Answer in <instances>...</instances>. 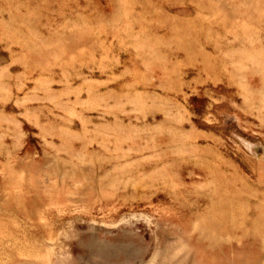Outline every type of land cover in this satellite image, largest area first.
I'll return each instance as SVG.
<instances>
[{"label": "rangeland", "instance_id": "374dc122", "mask_svg": "<svg viewBox=\"0 0 264 264\" xmlns=\"http://www.w3.org/2000/svg\"><path fill=\"white\" fill-rule=\"evenodd\" d=\"M0 264H264V0H0Z\"/></svg>", "mask_w": 264, "mask_h": 264}, {"label": "bare ground", "instance_id": "6f19581e", "mask_svg": "<svg viewBox=\"0 0 264 264\" xmlns=\"http://www.w3.org/2000/svg\"><path fill=\"white\" fill-rule=\"evenodd\" d=\"M186 256V255H185Z\"/></svg>", "mask_w": 264, "mask_h": 264}]
</instances>
